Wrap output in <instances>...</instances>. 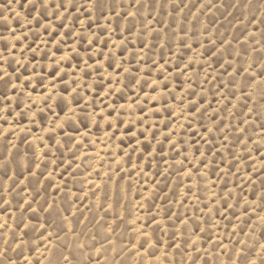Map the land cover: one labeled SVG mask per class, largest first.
<instances>
[{
  "label": "rangeland",
  "instance_id": "obj_1",
  "mask_svg": "<svg viewBox=\"0 0 264 264\" xmlns=\"http://www.w3.org/2000/svg\"><path fill=\"white\" fill-rule=\"evenodd\" d=\"M0 264H264V0H0Z\"/></svg>",
  "mask_w": 264,
  "mask_h": 264
}]
</instances>
